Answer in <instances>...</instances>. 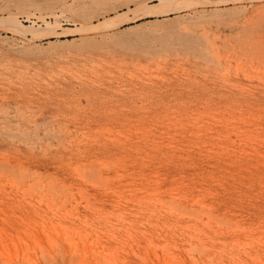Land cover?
Listing matches in <instances>:
<instances>
[{
	"label": "rangeland",
	"instance_id": "1",
	"mask_svg": "<svg viewBox=\"0 0 264 264\" xmlns=\"http://www.w3.org/2000/svg\"><path fill=\"white\" fill-rule=\"evenodd\" d=\"M20 2L0 16L58 25L35 38L0 28V264H264V0L85 32L104 11ZM113 31L119 42L102 40ZM156 35L169 43L140 42ZM198 42L218 59L196 58ZM22 194L39 209L8 201Z\"/></svg>",
	"mask_w": 264,
	"mask_h": 264
},
{
	"label": "bare ground",
	"instance_id": "2",
	"mask_svg": "<svg viewBox=\"0 0 264 264\" xmlns=\"http://www.w3.org/2000/svg\"><path fill=\"white\" fill-rule=\"evenodd\" d=\"M20 1H23V0H0V10H5V9H7L9 6L11 7L12 6V8H16L15 10H21L22 11V9H19L18 7H20V5H19V3H21ZM117 1H119V0H83V2H82V4H80L76 9L74 8H71L69 5H65V7H64V9L65 10H68V11H72V12H77L78 13V15L79 16H83V17H91V16H93V15H95V14H97L98 12H100V11H104V13H105V11L106 12H108L109 10H113L114 11V13L111 15L110 13H109V15H105L104 13H102L104 16H103V19L102 20H99L96 24H90V25H88L87 24V22H83V21H81L80 22V26L78 27V29L79 30H81V31H90V30H98V29H104V28H114V27H117V26H120V25H122V24H124V23H126V22H130V21H132V20H136L137 18H141V17H144V16H147V15H156V16H165V15H167L170 11L172 12V11H176V10H179V9H181V8H184V7H189V5H192V4H194V3H196L198 0H158V3H156V4H154V5H149L147 2H141V0H138V2H135V6H134V8H131L130 6H129V4L128 3H126V2H123L122 0L119 2V3H116V4H118V5H116L115 4V2H117ZM135 1V0H134ZM223 1V0H222ZM225 1V0H224ZM227 1V0H226ZM242 1V0H241ZM259 1V0H258ZM218 2V1H217ZM219 2H221V1H219ZM18 3V4H17ZM241 3V2H240ZM242 3H244V2H242ZM123 4H125L126 5V9L125 10H122V11H117V7H120V6H122ZM246 4V3H245ZM263 4V3H262ZM115 5V6H114ZM247 5V4H246ZM245 5V6H246ZM262 6V5H261ZM241 7H243V6H241ZM264 7V6H263ZM11 8V9H12ZM244 8V7H243ZM188 9V8H187ZM186 9V10H187ZM230 9V8H229ZM10 10V9H9ZM9 10H8V13H7V15H1L0 16V28H2V29H4V30H7V31H11L12 32V34L14 33H18V34H21V35H24V36H27V35H31L32 36V38H35V37H41V35H49V34H51V33H54L55 32V30L57 29L56 28V26L58 25L57 23H56V21L55 22H48V21H44V23L43 24H45L44 26H41V25H35V21H31L30 22V24H24L19 18H18V16L17 15H15V13H16V11H15V13H14V11H11V12H9ZM30 11V10H29ZM31 11H33V10H31ZM30 11V12H31ZM23 12V11H22ZM22 12H20V13H22ZM25 12H26V10H25ZM71 12V13H72ZM26 13H28V12H26ZM23 15V14H22ZM29 15L30 14H27L26 15V17L28 18L29 17ZM37 15V14H36ZM58 15V14H57ZM58 16H60V15H58ZM38 17V16H37ZM55 17H56V15H55ZM40 18V17H39ZM29 19V18H28ZM40 19H43V17L42 18H40ZM200 19V18H199ZM35 20V19H34ZM192 20V19H191ZM42 21V20H41ZM60 23V22H59ZM61 28V27H60ZM67 30V29H66ZM57 32V31H56ZM88 33V32H87ZM54 36V35H53ZM46 37V36H45ZM48 37V36H47ZM88 38V37H87ZM89 39V38H88ZM114 40L115 42H119L120 40V37H119V34L118 33H116V32H110V33H108V34H106V36H104V38H102V40L103 41H106V40ZM161 40V41H163V43H169V41H168V39H167V36H161V35H156V36H154L150 41H147V38L146 37H140V42H142V43H155V41L156 40ZM87 40V39H86ZM112 40V41H113ZM139 40V39H138ZM170 41H171V39H169ZM173 40V39H172ZM188 42V41H187ZM146 45V44H145ZM137 52V51H136ZM194 54H196V55H194L196 58H199V59H205V60H207V61H215V60H217L218 59V57H219V55H218V52H216V50H215V48H213V47H211V48H209V46L207 45V44H205L204 42H198V47L195 49V52H194ZM169 78V77H168ZM171 79V78H170ZM181 93V92H180ZM195 93V92H194ZM199 102V101H198ZM238 103V102H237ZM191 113V112H190ZM157 114V113H156ZM256 114V113H255ZM112 125V124H111ZM237 125V124H236ZM205 126V125H204ZM181 132V131H180ZM6 133V132H5ZM102 133V132H101ZM12 135V134H11ZM57 135V134H56ZM26 136V135H25ZM223 136V135H222ZM26 138V137H25ZM182 138V137H181ZM205 138V137H204ZM209 138V137H208ZM168 141V140H167ZM254 142V141H253ZM252 142V143H253ZM223 143V142H222ZM227 143V142H226ZM251 143V142H250ZM101 144V143H100ZM103 144V143H102ZM185 144V143H184ZM234 144V143H233ZM63 145V144H62ZM224 145V144H223ZM34 147V146H33ZM99 147V146H98ZM102 147V146H101ZM103 148V147H102ZM97 149H100V147L99 148H97ZM106 149H107V147H106ZM173 149V148H172ZM103 150H104V148H103ZM109 150V149H108ZM113 150V149H112ZM99 151V150H98ZM101 151V150H100ZM88 152V151H87ZM87 152H84L85 153V155L87 154ZM54 153V152H53ZM105 153H106V151H105ZM245 154V153H244ZM257 154V153H256ZM242 156V155H241ZM11 157V156H10ZM45 157H47L46 155L44 156V158ZM33 160H31V162L29 161L28 163H27V167L28 168H30L31 166H36L37 168L38 167H41V166H43V168H45L46 170L48 169V167H50L51 166V163L49 162V160L46 158V161H43V162H40V163H38V162H36L38 159L37 158H32ZM50 159V158H49ZM183 159V158H182ZM264 159V158H263ZM1 160V159H0ZM42 160H44L43 158H42ZM233 160V159H232ZM50 161H51V159H50ZM5 162V161H4ZM8 162V161H7ZM69 162V161H68ZM49 163H50V166H49ZM256 163V162H255ZM8 164V163H7ZM6 163H5V166L7 165ZM228 164V163H227ZM20 164H18V166H19ZM104 165V164H103ZM108 165V164H107ZM12 166V165H11ZM14 167H15V165H13ZM7 167L8 169L9 168H11V169H14V167ZM22 164L20 165V167L22 168ZM94 166V165H93ZM19 167V168H20ZM86 167H87V165H86ZM97 167V166H96ZM108 167V166H107ZM6 168V169H7ZM20 168V169H21ZM35 168V167H34ZM36 168V169H37ZM42 168V167H41ZM182 168V167H181ZM5 169V170H6ZM8 169L6 170V171H8ZM11 169H9V171H11ZM25 169V168H24ZM23 169V170H24ZM50 169V168H49ZM48 169V170H49ZM2 170V169H1ZM25 170H27V169H25ZM19 171V170H18ZM28 171V170H27ZM84 171V170H83ZM13 173L15 172V171H12ZM34 172H36V171H34ZM104 172V171H103ZM16 173V172H15ZM33 173V172H32ZM45 173V172H44ZM78 173V172H77ZM100 173V172H99ZM19 174V173H18ZM26 173H24V175H25ZM34 174V173H33ZM48 174V173H47ZM47 174H45V176H47ZM87 174V173H86ZM85 174V176H87ZM92 174V173H91ZM91 174H89V175H91ZM95 174V173H94ZM13 175V174H12ZM30 175V174H29ZM28 175V176H29ZM42 175V174H41ZM109 175V174H108ZM19 176V175H18ZM32 176V175H31ZM50 177H51V175H49ZM14 177V176H13ZM38 177H39V175H38ZM55 178V177H54ZM8 179V178H7ZM107 179V178H106ZM23 180V179H22ZM87 180V179H86ZM93 180V179H92ZM17 181V180H16ZM53 181V182H52ZM94 181V180H93ZM98 182V181H97ZM209 182V181H208ZM34 183H36L35 181H34ZM49 184H50V182H48ZM52 183H54V180H52L51 179V184ZM20 184V183H19ZM39 184V183H38ZM97 184V183H96ZM101 184V183H100ZM6 185V184H5ZM29 185H30V183H29ZM54 185L55 184H53V185H51L53 188L52 189H54ZM33 186V185H32ZM34 186H35V184H34ZM33 186V187H34ZM48 186V185H47ZM47 186H46V188H47ZM41 187H42V185H41ZM8 188V187H7ZM37 188V187H36ZM35 188V190H37ZM38 188H40V187H38ZM55 188H57V187H55ZM59 188H61V187H59ZM6 189V188H5ZM44 189V188H43ZM48 189H50V188H48ZM47 189V190H48ZM58 189V188H57ZM39 190V189H38ZM62 190H65V189H61V191ZM3 191V190H2ZM1 191V192H2ZM28 191V190H27ZM49 191H51V190H49ZM48 191V192H49ZM57 191V190H56ZM44 192H46V191H44ZM44 192H42V193H44ZM54 192V191H53ZM90 192V191H89ZM3 193V192H2ZM81 193V192H80ZM92 193V192H91ZM51 194H53V193H51ZM50 194V195H51ZM86 194V193H85ZM66 195V194H65ZM100 195V194H99ZM54 196H56L55 194H54ZM91 196V195H90ZM53 197V196H52ZM57 197V196H56ZM9 198V197H8ZM63 198V197H62ZM69 198V197H68ZM67 198V199H68ZM84 199V198H83ZM87 199V198H86ZM159 200V199H158ZM166 200V199H165ZM11 204H14V205H17V206H26V207H28V211H35L36 209H39L38 207H36L35 205L36 204H40L41 203V201H37V202H35V198L34 197H31V196H27V195H24V194H22V195H20L19 196V198H17V196H14L13 198L12 197H10L9 198V200H8ZM66 201V200H65ZM167 201V200H166ZM165 201V202H166ZM88 202V201H87ZM169 204V203H168ZM178 203H176V205H177ZM70 205V204H69ZM170 205V204H169ZM172 208H175L174 207V204H173V206L172 205H170ZM178 207V206H177ZM180 207V206H179ZM3 208V207H2ZM192 208V207H191ZM207 208H209V207H207ZM184 209V208H183ZM187 209V208H186ZM190 209V208H189ZM200 209V208H199ZM66 210V209H65ZM179 210V209H178ZM180 211V210H179ZM184 211V210H183ZM190 212H191V209L189 210ZM186 212V211H185ZM195 212V211H194ZM211 212V211H210ZM192 213V212H191ZM206 213V212H205ZM193 214V213H192ZM191 214V215H192ZM206 215V214H205ZM210 215V214H209ZM31 217V214L30 213H27V215H26V217ZM210 218H212L211 216H210ZM220 219V218H219ZM218 220V219H217ZM216 220V221H217ZM218 222V221H217ZM230 222H231V220H230ZM227 224V223H226ZM57 226V225H56ZM222 227V226H221ZM58 228H59V226H58ZM60 229V228H59ZM199 229V228H198ZM201 229V228H200ZM199 229V230H200ZM56 230H57V228H56ZM202 230V229H201ZM59 231V230H58ZM204 231V230H203ZM41 232V231H40ZM60 233V232H59ZM161 233H159L158 235H160ZM58 235V237H60L59 236V234H57ZM64 235V234H63ZM62 235V236H63ZM175 236V235H174ZM220 236V235H219ZM214 237L216 238V237H218V232L217 231H214ZM56 239V238H55ZM16 240V239H15ZM61 240V239H60ZM46 241V240H45ZM226 241V240H225ZM224 241V242H225ZM57 242V241H56ZM71 242V241H70ZM46 243V242H45ZM58 243H59V241H58ZM66 243V242H65ZM41 244V243H40ZM64 244V243H63ZM69 244V243H68ZM47 245V244H46ZM164 245V244H163ZM38 246H40V245H38ZM50 246V245H49ZM11 247V246H10ZM75 247V246H74ZM74 247H70V245H69V248H68V246H67V248L69 249V253H68V255H66L65 254V256H67V257H69V255H70V258L71 257H73V254H75V253H73V250L75 249ZM163 247V246H162ZM191 247V246H190ZM200 247V246H199ZM211 247V246H210ZM45 248V247H44ZM43 248V249H44ZM59 248H61V247H59ZM201 248H203V247H200V249ZM51 249H53V247L51 248ZM58 249V248H57ZM89 249V248H88ZM192 249V248H191ZM60 250V249H59ZM58 250V254H61V252ZM77 250V249H76ZM196 250V249H195ZM47 251V250H46ZM91 252H92V250H90ZM42 253L43 251L42 250H39V253ZM48 252V251H47ZM60 252V253H59ZM77 252V251H76ZM200 252V251H199ZM44 253V252H43ZM14 254H15V252H14ZM50 253L48 252V255H49ZM56 254V253H55ZM62 254H63V252H62ZM77 254V253H76ZM97 254V253H96ZM5 255V252H3V251H0V256H1V258L3 259H1L2 261H4V262H7L9 259L8 258H5V257H3ZM40 255V254H39ZM42 255V259L44 258H46V257H43L44 255L43 254H41ZM40 255V256H41ZM46 255V254H45ZM52 254H50V257L53 259V258H55V257H52L51 256ZM64 255V254H63ZM88 255H91V253L90 254H88ZM87 255V256H88ZM22 256V255H21ZM20 256V257H21ZM79 256V255H78ZM94 256V255H93ZM142 256V255H141ZM48 257V256H47ZM149 257V256H148ZM15 258H16V256H15ZM49 258V257H48ZM62 258H64V257H62ZM90 258V257H89ZM97 258V256L95 257V259ZM129 258V257H128ZM51 259V260H52ZM94 259V258H93ZM20 260H21V258H20ZM56 260V259H55ZM63 260V259H62ZM61 260V261H62ZM71 260V259H70ZM81 260V259H80ZM143 260V259H142ZM11 261V260H10ZM28 261V260H27ZM50 261V260H49ZM67 261V260H66ZM65 261V262H66ZM69 261V260H68ZM74 261H76V260H74ZM103 261H104V259H103ZM106 261V260H105ZM107 261H109V260H107ZM106 261V262H107ZM145 261H146V259H145ZM45 262V261H44ZM58 262V261H57ZM79 262H81V263H83L84 261L83 260H81V261H79ZM78 262V264H80ZM19 263H20V261H19ZM62 263V262H61ZM96 263V262H95ZM102 263V260L100 261V264ZM104 263V262H103ZM112 263V262H111ZM10 264V263H9ZM21 264V263H20ZM63 264V263H62ZM69 264H72V263H69ZM75 264V263H74ZM85 264H86V262H85ZM89 264H91V263H89ZM145 264H147V263H145ZM234 264V263H233Z\"/></svg>",
	"mask_w": 264,
	"mask_h": 264
}]
</instances>
